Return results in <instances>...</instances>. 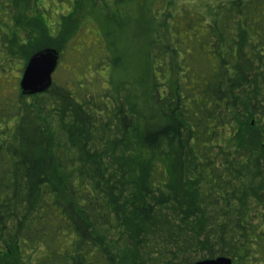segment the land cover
Segmentation results:
<instances>
[{"label": "trees", "instance_id": "16d2710c", "mask_svg": "<svg viewBox=\"0 0 264 264\" xmlns=\"http://www.w3.org/2000/svg\"><path fill=\"white\" fill-rule=\"evenodd\" d=\"M80 1L0 0V264H264V0L145 6L142 96L117 56L94 64L104 89L21 93Z\"/></svg>", "mask_w": 264, "mask_h": 264}, {"label": "rangeland", "instance_id": "374dc122", "mask_svg": "<svg viewBox=\"0 0 264 264\" xmlns=\"http://www.w3.org/2000/svg\"><path fill=\"white\" fill-rule=\"evenodd\" d=\"M157 3L158 0L121 1L113 11L99 16L88 9L91 7L88 0H81L73 18L77 27L67 39V48L53 73V80L71 87H82L81 83L90 82L89 79L95 76L101 84L99 88L104 89L107 85L102 77L108 75V70L99 67L98 71L94 64L101 56L109 59L117 56L120 62L111 73L113 79L138 78L132 91L133 94L142 96L148 90V81L144 78L148 66V34H145L144 26L150 18L149 11L144 7L154 9ZM61 9L67 11L68 8L62 6L58 12ZM114 18L117 19L115 25ZM106 19L112 22H107ZM108 46L111 51L107 50Z\"/></svg>", "mask_w": 264, "mask_h": 264}, {"label": "water", "instance_id": "95a60500", "mask_svg": "<svg viewBox=\"0 0 264 264\" xmlns=\"http://www.w3.org/2000/svg\"><path fill=\"white\" fill-rule=\"evenodd\" d=\"M58 52L53 49L34 53L22 72L19 89L23 94H33L45 89L51 82L58 64ZM195 264H231L229 257L220 256L197 261Z\"/></svg>", "mask_w": 264, "mask_h": 264}]
</instances>
